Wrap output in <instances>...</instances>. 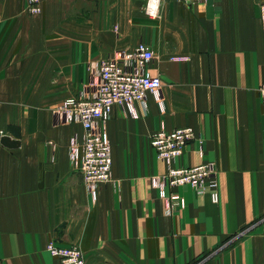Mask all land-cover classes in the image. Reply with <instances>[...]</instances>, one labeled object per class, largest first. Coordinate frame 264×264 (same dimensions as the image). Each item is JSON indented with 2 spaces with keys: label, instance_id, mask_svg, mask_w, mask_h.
<instances>
[{
  "label": "crops",
  "instance_id": "1",
  "mask_svg": "<svg viewBox=\"0 0 264 264\" xmlns=\"http://www.w3.org/2000/svg\"><path fill=\"white\" fill-rule=\"evenodd\" d=\"M146 2L46 0L30 15L28 0H0V264H59L51 241L87 264H264V0H167L155 18ZM140 42L157 55L160 99L148 95L137 118L114 108L112 180L94 197L70 159L83 127L56 111L90 82L92 62ZM187 126L204 153L192 141L174 166L214 163L219 202L186 185L170 191L181 204L169 212L150 139Z\"/></svg>",
  "mask_w": 264,
  "mask_h": 264
},
{
  "label": "built area",
  "instance_id": "2",
  "mask_svg": "<svg viewBox=\"0 0 264 264\" xmlns=\"http://www.w3.org/2000/svg\"><path fill=\"white\" fill-rule=\"evenodd\" d=\"M46 0H28V13L38 15L42 12V3ZM167 0H147L144 12L155 18L161 5ZM186 4L207 3L209 0H179ZM264 20V5L261 8ZM116 58L107 57L89 65L90 82L76 96L66 98L56 113L59 121L79 123L84 134H75L70 139V159L83 175L88 192L95 197L100 184L112 180V144L107 125L112 118L114 108L118 107L126 116L138 117V105H144L148 95L160 99L162 80L154 75L151 65L157 55L145 42L133 49L119 51ZM175 61H188V57H172ZM259 97L264 107V82L259 88ZM199 145L198 153H204V137L187 126L172 131L158 130L150 139V144L159 160L167 170L163 175L152 177V186L158 190L167 209L172 212L180 206V198L170 192L181 186H191L200 194L211 190V199L219 202L215 164L201 163L197 166L175 167L174 162L181 157L189 143ZM48 252L58 259L59 264H87L84 252L77 246H59L51 241Z\"/></svg>",
  "mask_w": 264,
  "mask_h": 264
},
{
  "label": "rangeland",
  "instance_id": "3",
  "mask_svg": "<svg viewBox=\"0 0 264 264\" xmlns=\"http://www.w3.org/2000/svg\"><path fill=\"white\" fill-rule=\"evenodd\" d=\"M44 3V2H43ZM43 3H42V11H43ZM27 11H28V4H27ZM42 13V12H41ZM40 13V14H41ZM31 15V14H30ZM39 15V14H38ZM218 184V183H217ZM217 190H218V186H217ZM253 227H248V228H246V229H244V231H242L241 233H240V235L239 234H236V235H234L233 237H231L227 242H226V245H225V247L224 248H229L230 246H232L235 242H236V240L237 239H239L240 237H242L243 235H245V233H247V232H249V230L250 229H252Z\"/></svg>",
  "mask_w": 264,
  "mask_h": 264
},
{
  "label": "water",
  "instance_id": "4",
  "mask_svg": "<svg viewBox=\"0 0 264 264\" xmlns=\"http://www.w3.org/2000/svg\"><path fill=\"white\" fill-rule=\"evenodd\" d=\"M1 142L4 146L8 147V148H17L20 146V141L18 140H14L9 136H4L1 139Z\"/></svg>",
  "mask_w": 264,
  "mask_h": 264
}]
</instances>
